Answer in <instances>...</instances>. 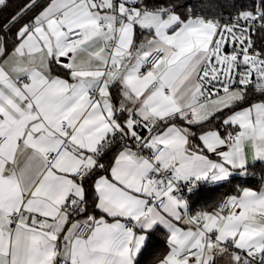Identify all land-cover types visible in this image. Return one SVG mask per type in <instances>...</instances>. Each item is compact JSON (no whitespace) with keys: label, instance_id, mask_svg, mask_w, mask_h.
<instances>
[{"label":"snow or ice","instance_id":"snow-or-ice-1","mask_svg":"<svg viewBox=\"0 0 264 264\" xmlns=\"http://www.w3.org/2000/svg\"><path fill=\"white\" fill-rule=\"evenodd\" d=\"M9 9L0 264H142L161 232L153 264H264V175L244 186L264 171V0H0Z\"/></svg>","mask_w":264,"mask_h":264},{"label":"trees","instance_id":"trees-1","mask_svg":"<svg viewBox=\"0 0 264 264\" xmlns=\"http://www.w3.org/2000/svg\"><path fill=\"white\" fill-rule=\"evenodd\" d=\"M19 0H12L13 6H15L16 3H18ZM11 9L0 13V18L7 16L8 12ZM227 14V13H225ZM254 174L247 178L249 179V183L245 184L244 186H249L253 188H259L261 184V176L264 175V171H262L261 166L257 165L255 169L251 170ZM240 180H233L231 183H223L219 186L215 185H209L206 186L205 190L202 192L199 198L195 200V202L192 204L191 211L195 212L198 208L204 207L208 210H211V207L215 206L218 201L221 200L222 196L224 194H235V187L238 183H240ZM158 243L156 246L152 249V251L148 254H146L142 258V264H153V262L157 258H162L164 254L167 252V247L165 244V238L163 233L158 234Z\"/></svg>","mask_w":264,"mask_h":264},{"label":"crops","instance_id":"crops-1","mask_svg":"<svg viewBox=\"0 0 264 264\" xmlns=\"http://www.w3.org/2000/svg\"><path fill=\"white\" fill-rule=\"evenodd\" d=\"M216 121H213L212 124L214 125ZM249 187V186H248ZM256 189V188H254ZM259 188H257L258 190ZM216 264H228V257L227 256H220L216 259Z\"/></svg>","mask_w":264,"mask_h":264},{"label":"built area","instance_id":"built-area-1","mask_svg":"<svg viewBox=\"0 0 264 264\" xmlns=\"http://www.w3.org/2000/svg\"><path fill=\"white\" fill-rule=\"evenodd\" d=\"M227 195H229V194H224V195L222 196V198L225 197V196H227ZM222 198H221V199H222ZM199 209H204V207H200V208H198L197 210H199Z\"/></svg>","mask_w":264,"mask_h":264}]
</instances>
